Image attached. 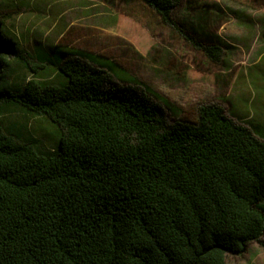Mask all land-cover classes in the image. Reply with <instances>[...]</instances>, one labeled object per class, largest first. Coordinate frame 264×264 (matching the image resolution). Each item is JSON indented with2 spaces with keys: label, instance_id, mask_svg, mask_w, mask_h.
<instances>
[{
  "label": "trees",
  "instance_id": "16d2710c",
  "mask_svg": "<svg viewBox=\"0 0 264 264\" xmlns=\"http://www.w3.org/2000/svg\"><path fill=\"white\" fill-rule=\"evenodd\" d=\"M141 1L221 61L174 21L182 0ZM3 24L0 13V264H227L264 245V140L250 127L216 103L168 123L104 66L33 57ZM46 63L58 80L37 77ZM16 113L47 120L55 143L5 123Z\"/></svg>",
  "mask_w": 264,
  "mask_h": 264
},
{
  "label": "rangeland",
  "instance_id": "374dc122",
  "mask_svg": "<svg viewBox=\"0 0 264 264\" xmlns=\"http://www.w3.org/2000/svg\"><path fill=\"white\" fill-rule=\"evenodd\" d=\"M0 13L19 48L54 61L76 54L104 66L112 85L148 96L168 123L194 122L201 105L216 103L264 140V0H182L174 10L179 27L223 49L219 62L141 0H0ZM36 75L58 80L49 63ZM4 121L27 122L47 146L56 141L55 128L43 118L16 113ZM226 260L264 264V245L253 242Z\"/></svg>",
  "mask_w": 264,
  "mask_h": 264
}]
</instances>
